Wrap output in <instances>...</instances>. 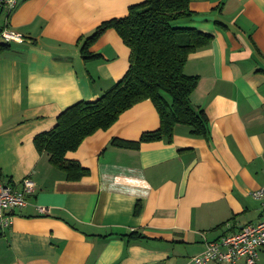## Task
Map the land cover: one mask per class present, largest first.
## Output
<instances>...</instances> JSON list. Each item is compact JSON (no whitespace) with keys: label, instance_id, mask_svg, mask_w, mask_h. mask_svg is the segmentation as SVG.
<instances>
[{"label":"crops","instance_id":"obj_1","mask_svg":"<svg viewBox=\"0 0 264 264\" xmlns=\"http://www.w3.org/2000/svg\"><path fill=\"white\" fill-rule=\"evenodd\" d=\"M143 1L21 0L7 20L0 10V29L26 38L0 40V172L16 187L27 177L35 184L0 228V264H190L207 242L261 221L252 193L264 186V0L193 1L194 15L179 24L212 36L184 68L199 78L190 101L206 113L208 138L178 125L170 144L112 146L159 128L146 100L67 153L89 172L79 181L36 150L35 136L65 109L123 78L130 50L114 30L91 47L99 59L84 61L80 49L102 22Z\"/></svg>","mask_w":264,"mask_h":264},{"label":"trees","instance_id":"obj_2","mask_svg":"<svg viewBox=\"0 0 264 264\" xmlns=\"http://www.w3.org/2000/svg\"><path fill=\"white\" fill-rule=\"evenodd\" d=\"M193 1L205 0H144L129 7L126 16L102 22L84 40L80 49L82 59H99L90 51L91 47L106 31L114 30L130 50L129 67L123 78L96 101L68 107L51 130L35 136L36 150L46 154L49 163L62 171L68 181H79L89 172L78 162L68 160L67 153L76 151L96 132L108 130L122 113L146 100L152 102L159 115V128L143 133L138 141L113 139L112 146L138 149L142 143L170 144L178 125L188 126L195 136L208 138L206 113L190 101L199 78L184 71L189 56L212 41L209 34L179 25L194 15L190 9ZM128 237L143 239L137 233Z\"/></svg>","mask_w":264,"mask_h":264},{"label":"built area","instance_id":"obj_3","mask_svg":"<svg viewBox=\"0 0 264 264\" xmlns=\"http://www.w3.org/2000/svg\"><path fill=\"white\" fill-rule=\"evenodd\" d=\"M21 0H0V10H3L8 19L11 12ZM0 40L4 44L24 43L26 38L6 24L0 29ZM35 184L25 178L16 187L4 178L0 172V228L7 229L12 224L16 212L27 207L28 196L34 192ZM252 196L261 201L262 219L255 224H247L241 230L223 235L218 240L207 242L205 251L192 258L190 264H207L209 262H224L227 264H257L259 251L264 247V186L252 193ZM39 211L46 214V208Z\"/></svg>","mask_w":264,"mask_h":264},{"label":"rangeland","instance_id":"obj_4","mask_svg":"<svg viewBox=\"0 0 264 264\" xmlns=\"http://www.w3.org/2000/svg\"><path fill=\"white\" fill-rule=\"evenodd\" d=\"M0 25H1V21H0Z\"/></svg>","mask_w":264,"mask_h":264}]
</instances>
